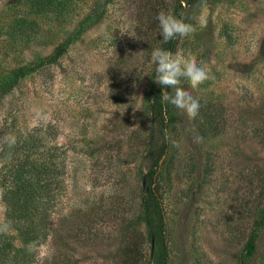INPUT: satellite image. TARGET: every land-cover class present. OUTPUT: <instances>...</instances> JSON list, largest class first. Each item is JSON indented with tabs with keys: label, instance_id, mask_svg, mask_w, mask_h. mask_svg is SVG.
<instances>
[{
	"label": "rangeland",
	"instance_id": "374dc122",
	"mask_svg": "<svg viewBox=\"0 0 264 264\" xmlns=\"http://www.w3.org/2000/svg\"><path fill=\"white\" fill-rule=\"evenodd\" d=\"M174 5L82 0L56 20L33 14L26 0H0V77L66 47L56 64L0 98V231L20 244L5 219L2 137L21 138L40 126L50 128L51 143L70 150L66 227L89 216L88 241L58 229L36 248L22 242L17 259L34 252L32 264H122L129 247L141 256L137 264L162 250L164 264H264V0H201L186 9L193 35L177 40L173 56L204 67L209 78L178 89L199 100L195 118L168 109L172 123L155 179L163 244L150 240L142 224L125 231L119 223L117 213L138 212L142 179L162 142L155 130L154 146L147 143L148 75L162 39L156 16L171 14ZM21 16L39 26L29 43L6 32ZM261 213L255 252L247 257ZM65 254L71 260L63 262Z\"/></svg>",
	"mask_w": 264,
	"mask_h": 264
},
{
	"label": "trees",
	"instance_id": "16d2710c",
	"mask_svg": "<svg viewBox=\"0 0 264 264\" xmlns=\"http://www.w3.org/2000/svg\"><path fill=\"white\" fill-rule=\"evenodd\" d=\"M29 10L36 15H50L53 18L64 19L70 13L79 9L82 0H26ZM201 0H175L171 15L184 23V13ZM89 19V14L87 15ZM39 26L33 19L24 16L17 18L7 26L9 36H17V39L29 43L39 34ZM38 34V35H37ZM177 40L165 42L160 40L158 48H164L174 54ZM66 47L58 46L52 54L41 58L38 64L18 65L7 75L0 77V98L7 95L18 83L43 66H51L58 62ZM155 70L148 75L149 110L151 114V126L147 134L149 146L155 143V130L162 138V142L156 147L150 161L147 172L142 179V189L139 196L138 212L132 218L128 212H119V223L124 230H134L142 224L146 229L147 237L154 242L163 244V216L160 205V195L156 189L155 179L160 160L165 153L164 130L171 123V115L167 108L161 105V90L154 82ZM48 125L39 130L33 128L21 138L15 135L11 139L5 136L1 143V152L6 163L2 175V198L6 203L5 219L7 226L16 230L20 244L16 243L14 236L0 231V264H32L34 252L31 257L17 259V254L28 244L36 248L44 244L58 229L64 231L67 236L76 240H89V216L86 220L79 221L74 228L66 227L70 204L67 203L66 176L70 166L68 145L60 142L51 143L49 140ZM50 129V128H49ZM39 133V134H38ZM55 135V134H54ZM41 143L39 145L38 143ZM8 144V145H7ZM85 154L89 156V151ZM89 206V204H87ZM116 214V213H114ZM117 216V215H115ZM94 222V219L91 220ZM263 223L262 213L257 227H254L246 241L245 252L247 257L255 252V240L258 235V227ZM68 228V229H67ZM59 230V231H60ZM125 258L122 264H137L141 256L129 250H124ZM150 254L146 264H164L165 254L162 250L157 257ZM64 261L71 260L67 254Z\"/></svg>",
	"mask_w": 264,
	"mask_h": 264
},
{
	"label": "clouds",
	"instance_id": "9594fccd",
	"mask_svg": "<svg viewBox=\"0 0 264 264\" xmlns=\"http://www.w3.org/2000/svg\"><path fill=\"white\" fill-rule=\"evenodd\" d=\"M156 20L165 42L184 40L193 35L189 27L171 14L161 11ZM151 61L155 64L154 82L161 90V105L176 113H186L190 118H195L200 110L199 100L178 89L182 85L197 88L209 78L206 69L195 62H184L164 48L153 49Z\"/></svg>",
	"mask_w": 264,
	"mask_h": 264
}]
</instances>
